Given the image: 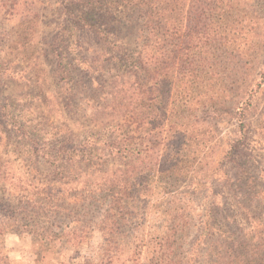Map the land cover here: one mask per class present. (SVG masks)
I'll list each match as a JSON object with an SVG mask.
<instances>
[{
    "label": "rangeland",
    "instance_id": "rangeland-1",
    "mask_svg": "<svg viewBox=\"0 0 264 264\" xmlns=\"http://www.w3.org/2000/svg\"><path fill=\"white\" fill-rule=\"evenodd\" d=\"M109 7L123 10L117 2ZM89 8L87 0H0V95L8 98L27 94L16 100L29 108L27 113L35 114L48 126L64 124L75 135L100 129L110 120L111 112L103 109L107 93H98L108 91L100 87L105 85L107 74L99 77L100 72L91 69H105L106 57L98 58L102 52H95L99 42L86 28L74 32V22ZM255 9L251 7L248 20L244 18L247 43L241 51L248 60L243 73L251 77L264 55V26L256 19ZM177 18L172 11V26ZM59 53L83 63H75L78 68L65 64L64 68L57 59ZM78 53L80 56L75 57ZM176 87L169 92L157 88L153 93L152 111L159 116L165 110L174 116L152 123L148 133L147 128L138 132L142 153L137 160L126 165L110 163L98 172L70 166L68 180L60 184L57 197L58 204L65 202L63 207L70 213H43L38 220L39 233L47 241L55 240L54 245L46 251L29 233H5L0 264H155L166 260L168 252L178 255L186 250L203 218H214L217 226L224 224L235 233L247 230L248 222L238 203L260 201L256 192L262 188L264 168V90L256 93L250 133L235 154V162L225 158L220 169L226 140L235 135L236 119L218 123L203 120L197 105L189 113L175 101L179 99ZM226 88L224 94L230 97L235 87L229 84ZM7 128L0 125L1 170L30 172L40 182L43 177L47 179L49 170L40 159H19L16 151L20 140L7 135ZM187 128L192 134L191 146L180 165L188 172L173 174L168 169L166 174L160 173L154 164L164 154L174 153ZM172 130L178 133V140ZM92 192L101 196L102 203L92 199L91 204L86 202ZM251 210L253 216L264 214L259 206ZM7 215L10 212L0 205L2 226ZM26 221L33 222L29 217L23 219ZM187 224V237L179 239L177 232L184 231ZM67 239L72 241H64Z\"/></svg>",
    "mask_w": 264,
    "mask_h": 264
},
{
    "label": "trees",
    "instance_id": "trees-1",
    "mask_svg": "<svg viewBox=\"0 0 264 264\" xmlns=\"http://www.w3.org/2000/svg\"><path fill=\"white\" fill-rule=\"evenodd\" d=\"M87 1L90 8L76 19L74 32L86 28L96 43L99 42L95 52H102L98 58L106 57L105 69L98 66L91 69L99 71V77L107 74L103 80L105 85L100 87L108 91L98 93H107L103 109L111 110L110 120L100 129L75 135L64 124L48 126L43 121L40 123L35 114L27 113L29 108L16 103L27 94L8 98L0 95V125L8 126L7 135L19 138L17 147L20 148L16 151L19 159L25 158L26 162L40 159L49 170L48 178L43 177L40 182L30 172L0 168V205L11 214L7 215L4 226L0 223V245L5 233L22 232L33 235L39 248L47 251L52 247L55 240L47 241L46 236H41L38 220L43 213L46 216L57 210L70 213L63 207L65 202L59 205L57 198L61 193L60 184L68 180L70 166L76 164L98 172L110 163L126 165L137 160L142 153L138 132L147 128L148 133L152 123L174 116L165 110L159 116L152 111L153 93L157 88L169 92L176 85L179 99L175 101L189 113L197 105L203 120L218 123L236 119L235 135L226 140L220 169L225 158L235 162V154L249 136V118L257 106L254 98L264 90V55L255 76L243 73L248 63L241 53L247 43L243 21L248 20L250 8L254 6L256 19L264 26V0ZM111 2H117L123 10L109 7ZM172 11L178 15L173 26ZM57 59L64 68L65 64L78 68L76 64L83 63L76 58L68 60L63 53H59ZM229 84L235 89L227 97L224 93ZM168 101L170 97L163 103ZM141 108L147 110L139 111ZM177 109L181 107L178 105ZM187 131L188 128L174 153L164 154L154 164L160 173L166 174L168 169L173 174L188 172L180 165L184 163V152L191 146L192 134ZM172 135L178 140V133ZM260 179L262 188L256 192L260 201L238 203L248 222L245 232L235 233L224 228V224L217 226L214 218L213 221L211 217L203 218L186 250L178 255L175 251L168 252L166 260L155 264H264V214L253 216L251 210L259 206L264 213V168ZM89 199L97 203L103 201L96 192L87 196L86 202L91 204ZM25 217L33 222H23ZM186 226L184 231L177 232L179 239L187 237L190 224ZM147 260L152 263L151 258Z\"/></svg>",
    "mask_w": 264,
    "mask_h": 264
}]
</instances>
